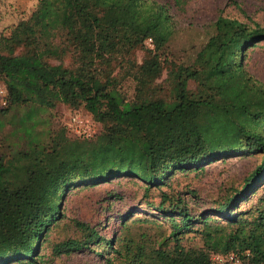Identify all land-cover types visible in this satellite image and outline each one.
<instances>
[{
	"label": "trees",
	"instance_id": "1",
	"mask_svg": "<svg viewBox=\"0 0 264 264\" xmlns=\"http://www.w3.org/2000/svg\"><path fill=\"white\" fill-rule=\"evenodd\" d=\"M192 1L171 0L179 9ZM172 25L166 6L150 0H37L26 19L0 35V118L15 107L60 103L98 128L84 138L62 125L49 145L30 141L60 169L81 171L75 182H62L59 200L67 187L105 185L74 222L81 237L54 245L55 254L102 244L112 255L105 264H209L212 255L227 254L240 264H264V206L237 207L264 178V85L242 64L264 41V29L217 17L190 62L177 64L167 51ZM119 73L133 83L130 98L118 87ZM252 155L258 163L211 210L223 223L205 212L191 215L182 199L165 193L153 208L168 222L167 233L156 221L111 210L122 197L113 180L135 181L143 196L175 173ZM113 214L114 231L104 237ZM62 218L59 203L33 202L22 192L0 197V264H36L39 245ZM194 226L202 245L185 247Z\"/></svg>",
	"mask_w": 264,
	"mask_h": 264
},
{
	"label": "rangeland",
	"instance_id": "2",
	"mask_svg": "<svg viewBox=\"0 0 264 264\" xmlns=\"http://www.w3.org/2000/svg\"><path fill=\"white\" fill-rule=\"evenodd\" d=\"M150 1L165 5L167 8L173 24V33L167 51L169 58L177 64L190 62L211 33L210 26L217 17L233 19L247 26L255 23L264 29V0H194L181 9L174 6L171 0ZM36 3L37 0H0V35L6 36L18 21L26 19L34 10ZM134 57L139 61L141 52L136 51ZM242 64L251 77L264 85V41L247 51ZM115 78L121 93L126 98H130L133 83L128 78L122 77L120 73ZM4 95V88L0 82V109L6 107L1 105ZM27 114L30 120L18 125V121ZM69 114L67 106L57 103L52 109H39L34 105L11 108L7 116L0 118V157H2L0 197L22 192L23 197L33 202L53 206L59 203L63 218L57 220L39 245L36 264H105L104 257L112 259V255L109 248L102 244H90L85 249L70 251L68 254H55L53 248L56 244L81 237V233L74 228V222L105 187V185L83 189L79 186L67 187L59 200L58 189L62 191L64 187L61 185L62 182H75L81 178V171L76 168L70 171L60 169L51 155L36 149L37 146L30 142L36 141L39 146L49 145L55 135L60 133V127L65 125ZM19 126H23L25 131L19 129ZM25 152L28 153L27 156L19 157L20 153ZM258 161L259 157L253 155L231 157L204 165L202 171H192L186 175L175 173L165 180L163 186L151 188L143 196L142 186L135 181L113 180L111 183H118L117 191L122 197L121 200L115 201L111 210L118 215L130 212L129 220L156 221L167 233L168 222L164 221L162 214L153 208L159 202V195L165 193L182 199L191 215L205 212L206 216L216 219L217 223H223L211 211L215 202L219 201L223 194L237 188L240 179ZM253 205L264 206V178L255 188L253 195L237 206L238 211L245 212ZM117 220L118 216L109 222L108 228L100 232L101 235L109 237L114 231ZM193 229L195 233L184 235L181 241L183 246L201 247V241L197 236L199 228L194 226Z\"/></svg>",
	"mask_w": 264,
	"mask_h": 264
},
{
	"label": "built area",
	"instance_id": "3",
	"mask_svg": "<svg viewBox=\"0 0 264 264\" xmlns=\"http://www.w3.org/2000/svg\"><path fill=\"white\" fill-rule=\"evenodd\" d=\"M145 44L150 46V40L148 39ZM4 104L3 101L1 105L3 106ZM64 127L76 137L90 138L96 132V128L90 118L77 112L68 115ZM209 264H240V259L233 254L212 255Z\"/></svg>",
	"mask_w": 264,
	"mask_h": 264
}]
</instances>
